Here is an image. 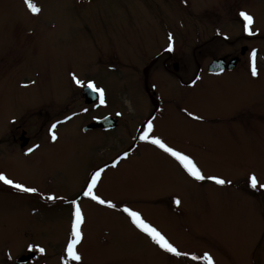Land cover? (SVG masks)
Instances as JSON below:
<instances>
[{
  "label": "rangeland",
  "instance_id": "rangeland-1",
  "mask_svg": "<svg viewBox=\"0 0 264 264\" xmlns=\"http://www.w3.org/2000/svg\"><path fill=\"white\" fill-rule=\"evenodd\" d=\"M33 3L38 14L24 0H0V171L39 190L20 193L0 183V264H16L29 245L45 252L27 264H62L72 224L67 201L100 167L106 172L98 194L118 208L81 198L86 222L77 245L80 264H204L159 249L119 211L125 204L181 251H207L215 264H264V191L246 183L251 172L264 183V0ZM240 11L254 17L257 38L240 40ZM214 28L237 44L212 36ZM169 33L174 51L167 56ZM241 43L260 47L257 77L243 71L189 82L195 80L194 58L206 64ZM156 56L148 76L162 105L153 120L155 135L191 155L206 175L232 185L195 181L173 158L135 137L152 113L142 71ZM166 57L169 71L178 63L175 74L183 84L161 66ZM73 73L103 88L106 106L99 100L87 106ZM118 113L116 128L82 131L91 119ZM57 121L63 123L52 141L50 122ZM23 129L39 145L26 157L12 139ZM134 141L128 159L116 168L107 165ZM52 194L65 199L48 200Z\"/></svg>",
  "mask_w": 264,
  "mask_h": 264
},
{
  "label": "snow or ice",
  "instance_id": "snow-or-ice-1",
  "mask_svg": "<svg viewBox=\"0 0 264 264\" xmlns=\"http://www.w3.org/2000/svg\"><path fill=\"white\" fill-rule=\"evenodd\" d=\"M28 9L33 14H38L40 12V8L33 3V0H24ZM187 0H185V3ZM239 17L244 21L243 28L247 35L254 36L258 33L253 30L254 17L249 14L247 11H240L238 13ZM168 47L166 51L172 52L174 51V40L171 33L168 35ZM257 52L255 49L252 50L250 55V69L251 75L253 77H257L259 75L257 69ZM200 77L197 76L195 80L192 82L193 85ZM72 80L76 84L77 87L82 89H88L93 93H97V98L99 99V104L106 106V98H105V90L101 87H97L96 83L92 79H80L77 77L75 73L72 74ZM33 83H35L33 81ZM84 111H88L84 109ZM187 112V115L192 117L194 120H202L203 117L194 115L192 112L184 109ZM119 115V113H118ZM72 117H67L66 119L70 120ZM155 118L149 119L146 121L145 126L141 131V135L138 137L141 141L153 145L156 148L160 149L162 152L166 153L168 156L173 158L178 165L183 169L185 173L193 180L198 182L203 181H211L215 185L225 186L232 185L231 180H227L222 178L219 175H206L203 169L198 165V162L189 154L176 149L175 147L169 145L162 137L155 135V125L153 120ZM63 123V121H57L52 124L49 128V134L52 141H56L58 139L56 135L57 125ZM36 148L39 145L35 146ZM33 148L28 149V153L33 152ZM27 154V153H26ZM129 158V152H124L122 156L117 158L110 167L116 168L121 160H125ZM106 172V167H100L94 172L90 174L87 179L86 184L83 187V190L79 194L77 198L68 200L67 202L72 206V224L70 229L69 238L66 241V246L64 249V256L66 258L62 259V264H69L70 261H75L77 264H80L82 261V256L77 251V245L81 244L84 234L82 231V226L85 224V213L81 207V198H87L88 200L94 202L97 205L104 206L107 209H117L118 205L112 199H107L102 195L98 194V187L102 183V176ZM0 183L8 186L11 189L16 190L20 193H38V189L36 187L27 186L22 182H18L17 180L10 178L8 174L3 171H0ZM246 183L248 187L253 191H264V183H261L255 172H251L247 176ZM48 200L56 201L57 199L64 200V197H58L55 194L47 196ZM177 206L181 204V200L176 197L173 201ZM119 211L125 213L127 217L130 219L131 223L143 234H145L159 249L163 252L171 254L173 257L177 258H185L190 261H198L203 260L204 264H215L212 255L205 251L202 255H197L196 253H190L188 251H181L162 231H160L157 227H155L150 222H147L141 212L134 210L128 205H124L119 208ZM38 250L41 253L45 252V249L40 246L29 245V250Z\"/></svg>",
  "mask_w": 264,
  "mask_h": 264
},
{
  "label": "flooded vegetation",
  "instance_id": "flooded-vegetation-1",
  "mask_svg": "<svg viewBox=\"0 0 264 264\" xmlns=\"http://www.w3.org/2000/svg\"><path fill=\"white\" fill-rule=\"evenodd\" d=\"M241 34L239 35V38H240V40H248V39H255V38H257V35H259V33L257 34V35H254V36H249V35H247L246 33H245V31L241 28ZM212 36H217L219 39H221V40H223L224 42H226V43H228V44H231V45H236L237 44V42H236V40L235 39H233V38H231L230 37V35L229 34H227L226 32H222V30L221 29H219V28H214V33L212 34ZM238 36V35H237ZM201 42H203V41H201ZM200 44H202V43H200ZM196 46H198V45H196ZM238 47H235L234 48V51H232V52H225V53H223V54H221V55H219V56H217V57H214V58H211L210 59V61L208 62V63H206V64H204V63H201L200 61H198L196 58H194V65H195V70H194V72H193V75H192V78L193 79H195L197 76H199V77H203V76H207V77H209V76H211V77H217V76H222V75H225V74H230L229 76H232V75H234V74H237V75H240V74H242V73H240V72H243V71H247V72H249V73H251V69H250V55H251V52H252V50L253 49H255L256 50V52H257V54H258V49H260V47L259 46H256V45H252V46H250L248 43H241V44H238L237 45ZM195 47V46H194ZM195 48H197V47H195ZM194 48V49H195ZM193 49V50H194ZM173 52V51H172ZM168 56V55H167ZM247 56H249V58H247L246 59V63H245V61H244V57H247ZM195 57V56H194ZM169 59H170V57H166L165 59H163V61L161 62V66L163 67V69L165 70V71H167V72H169V73H171V74H173L175 77H178L176 74V72H178V63H174L173 64V69H174V73L173 72H171V71H169V69H168V67H167V64H168V61H169ZM219 59H222L223 60V63H224V65L226 66L227 65V63H229V61H231V60H233V59H235V61H236V63H235V65H234V68L233 69H231V70H227V69H224L222 72H220V73H218V74H212V73H209L208 72V66H209V64L212 62V61H215V60H219ZM242 65L244 68L241 70L239 67V65ZM176 73V74H175ZM170 74V75H171ZM172 75V76H173ZM173 76V77H174ZM174 77V78H175ZM178 80H179V82L180 83H182L183 84V82L181 81V79H180V77H178ZM189 82H193V81H189ZM189 82H186V84H189ZM188 87V86H187ZM190 87V86H189ZM156 91L155 90H153V89H150V92H146L147 93V95H148V97H149V100H150V103H151V98H150V94L152 93V95L154 96V97H156L157 99H158V97H157V95H156V93H155ZM94 104H96V103H94ZM93 105V104H92ZM152 105V104H151ZM87 106H90L89 104H87ZM96 107V106H95ZM161 108H162V105H161V103H159V106H158V109L155 111V108H154V106L152 105V110H151V114H150V117L147 119V120H149V119H152L153 117H155V115L158 113V112H160L161 111ZM188 110V109H187ZM188 111H190V110H188ZM183 112H185L184 110H183ZM190 112H192V111H190ZM193 113V112H192ZM194 115H199V114H195V113H193ZM117 114H113V115H106V116H102V117H95V118H93V119H91L90 121H89V123H92V122H94V121H97V120H100V119H103V118H105V117H114V116H116ZM121 118L119 117L118 118V120L117 121H119ZM147 120H145V123H146V121ZM145 123H144V125L143 126H141L140 128H138V129H136V138L138 137V136H140L141 135V131L140 130H142L143 129V127L145 126ZM50 124L52 125L53 123L52 122H50ZM118 125V124H117ZM117 127V126H116ZM115 127V128H116ZM12 139L14 140V141H16V143L18 142H20L19 143V146L22 148V149H20L21 151H22V153L24 154V156L25 155H28V156H30V155H32V154H34L35 152V150L33 151V152H31V153H28V149L29 148H33L34 149V146H35V142L33 141L32 142V136L31 135H28V131L26 130V129H23L22 131H21V133H20V135H13V137H12ZM135 147H136V142H132V144L128 147V149L126 150L127 152H129V153H131V152H133V150L135 149ZM27 153V154H26ZM123 154H122V152H120V153H118L110 162L108 161V163H107V165L110 167V165L117 159V158H119L120 156H122ZM26 157V156H25ZM122 161V160H121ZM120 161V162H121ZM112 168V167H111ZM1 191V190H0ZM24 251H25V254H27V252H29V248L28 247H25V249H24ZM21 255H24V254H21ZM32 261L33 260H30V261H28V262H25V263H22V264H27V263H32Z\"/></svg>",
  "mask_w": 264,
  "mask_h": 264
},
{
  "label": "water",
  "instance_id": "water-1",
  "mask_svg": "<svg viewBox=\"0 0 264 264\" xmlns=\"http://www.w3.org/2000/svg\"><path fill=\"white\" fill-rule=\"evenodd\" d=\"M153 63H154V61H152L147 67H145L143 69L144 83H145V86H146L147 90H148V87H147L148 72H149V69L151 68V66L153 65ZM234 64H235V59L231 60V62L227 65V68L228 69L233 68ZM223 69H224V66H223L222 60L213 61L208 67V71L209 72H220ZM84 95L86 96L85 100H86L87 103L90 102L94 98V96L92 97V95H90V92H87V91L84 92ZM151 99H152V103L155 106V109H157L158 103L153 99V97H151ZM115 125H116L115 119L107 118V119H105L103 121H99V122L87 125L86 127H84V130H88V129H91V128H94V127H97V126H100V127H113ZM31 256L32 255H30L28 257H21L20 261L23 262V261L27 260L28 258H30Z\"/></svg>",
  "mask_w": 264,
  "mask_h": 264
}]
</instances>
